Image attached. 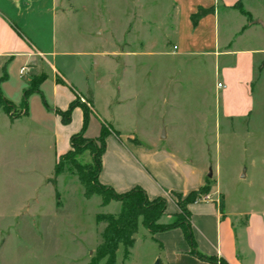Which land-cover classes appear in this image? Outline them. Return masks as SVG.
Here are the masks:
<instances>
[{"label": "rangeland", "instance_id": "rangeland-1", "mask_svg": "<svg viewBox=\"0 0 264 264\" xmlns=\"http://www.w3.org/2000/svg\"><path fill=\"white\" fill-rule=\"evenodd\" d=\"M251 1L250 18L264 17V0ZM61 3L66 18L51 26L49 14L34 10V20L24 30L41 50L50 52L39 60L47 76L43 96L29 97L25 104L19 96L20 103L13 102L6 113L0 109V264H104L95 261L103 229L95 217L120 210L118 202L101 206L99 196L84 194L77 173L91 166L86 142L63 161L62 174L53 176L65 138L80 132L82 116L73 110L70 123L63 125L52 114L48 63L61 66L76 87L89 84L94 110L116 133L105 139L107 155L114 150L107 140L111 136L127 151H165L204 169L206 178L212 172L210 183L222 192L226 205L246 210L264 198V70L256 69L252 91L245 95L250 116L231 121L223 118L224 90L216 88L222 73L213 58L178 61L166 55L177 36L179 0ZM224 17L218 16L221 38L229 32ZM229 23L232 29L235 21ZM258 43L264 46L263 40ZM22 110L26 115L18 118ZM100 126L90 114L84 137L98 138ZM173 193L164 190L160 198L176 204ZM170 221L165 215L159 223ZM134 239L127 259L118 246L115 264H165L156 235L139 224Z\"/></svg>", "mask_w": 264, "mask_h": 264}, {"label": "crops", "instance_id": "crops-1", "mask_svg": "<svg viewBox=\"0 0 264 264\" xmlns=\"http://www.w3.org/2000/svg\"><path fill=\"white\" fill-rule=\"evenodd\" d=\"M179 1L177 36L166 55L178 61L195 56L213 58L214 64L221 68L222 73V82L217 83L222 87L218 88L216 84V88L224 90L223 118L231 121L248 118L250 107L246 103L245 95L252 91L256 69L259 73L264 70V46H259L258 43L259 40L264 42V30L250 23L256 20L264 22V17L256 15L250 18L253 14L251 0ZM183 4L187 5L188 9ZM198 8H213V13L201 18L193 27L190 16L196 13ZM240 8L248 17L240 13ZM34 10L49 14L51 26L52 23L55 26L57 20L62 17L66 18L61 0H0V76L3 71L6 74L5 80L0 84V91L12 105L13 102H19V96L23 97L34 76L42 73L45 80L37 91L29 95L33 99L34 96H43L42 85L47 80V76L39 68V60H44V55L50 52L41 50L38 42L29 39L24 33L28 23L34 20ZM75 11L71 8V12ZM220 13H224L229 30L222 38L219 37L218 31ZM231 21H235L232 29L229 23ZM256 58L261 61L257 66ZM48 64L52 70L50 101L54 108L51 112L58 122H61V118L56 111L67 110L76 99L70 88L73 87L83 97L89 92L92 94V114L99 122L107 123L104 117L94 110V93L89 84L78 88L61 70V66L57 68L54 63ZM21 68L25 69L23 75L19 73ZM28 75L30 78L23 81ZM239 93L244 96L240 98ZM173 106L177 107L175 104ZM169 108L174 109L172 106ZM23 111L18 118L26 115ZM76 112L81 113L83 120L81 109L75 108L73 114ZM70 137L71 135L66 136L65 146L59 151L58 158L69 150V144L66 143ZM107 140L113 143L114 150L112 155H107L105 149L98 181L117 193L140 187L149 200H154L164 196V190L187 195L203 187L207 179L212 182V172L211 178H206L204 169L195 167L184 158L165 151L130 152L118 145L114 137L109 136ZM207 195L209 200L187 206L197 250L205 256L217 257L227 264H264V198L251 202L248 209L240 210L226 205L222 192L217 186H213V183H210ZM177 211L176 204L168 200L166 215L170 216ZM154 235L161 242L165 264H210L196 259L189 253V246L180 229Z\"/></svg>", "mask_w": 264, "mask_h": 264}, {"label": "trees", "instance_id": "trees-1", "mask_svg": "<svg viewBox=\"0 0 264 264\" xmlns=\"http://www.w3.org/2000/svg\"><path fill=\"white\" fill-rule=\"evenodd\" d=\"M243 16L248 17L243 10L239 9ZM213 8L204 9L198 8L196 13L190 16V21L193 27H195L198 21L206 15L212 14ZM6 74L3 71L0 76V84L5 80ZM45 80V76L42 75L38 82L31 85L36 86L35 90L30 88L23 93V103L25 104L29 95L37 91L40 84ZM60 83H63L59 80ZM75 93V101L72 102L67 110L56 111L60 116L63 125H67L71 120V113L75 108H80L83 114L82 127L80 132L72 135L69 138L70 149L58 158L57 165L54 168L53 176L58 177L62 174V163L64 160L70 158L78 145L82 142H86L90 149L91 166H88L86 171H78L77 176L80 184L84 188V194L89 197L97 195L101 198V206H106L111 202H118L120 204V210L117 215L111 214H98L96 218L97 224H103V229L100 233V243L96 249V262L105 261L104 264H115V256L118 246L121 245L124 250V259H127L130 254V250L135 244L134 236L138 230L139 224L143 226L151 235L156 233L166 232L173 229H180L183 233L185 241L189 246V253L196 259L210 263V264H227L225 261L213 256H205L201 254L195 244L191 230L190 213L187 206L193 203H198L200 199L207 195L210 191V179H207V183L198 189L192 191L183 197V194L173 193V196L177 198L176 206L178 211L170 215L171 221L169 223H159L160 219L166 215V201L163 198H156L149 200L145 192L140 187H135L125 193H117L109 187L101 185L98 181V175L102 168V156L105 152V139L110 134H115L114 131L109 130L105 122H100V135L94 140H89L84 137V132L87 127L88 117L92 114V94L89 92L86 97H83L77 91L70 87ZM80 96L84 102L89 105L80 103L77 101V97ZM11 102L6 100L0 91V109L6 111V107H10ZM6 113V112H5ZM92 146H97V150ZM55 185V181H53ZM57 196V194H56Z\"/></svg>", "mask_w": 264, "mask_h": 264}, {"label": "built area", "instance_id": "built-area-1", "mask_svg": "<svg viewBox=\"0 0 264 264\" xmlns=\"http://www.w3.org/2000/svg\"><path fill=\"white\" fill-rule=\"evenodd\" d=\"M174 49H175V48H174ZM24 71H25V69H24V68H21L20 71H19L20 75H23V74H24ZM217 87H218V88H221L222 85L217 84ZM81 101H82L83 103H85L83 99H82ZM205 200H209V196H208V195H205V196L202 198L201 201H205Z\"/></svg>", "mask_w": 264, "mask_h": 264}, {"label": "water", "instance_id": "water-1", "mask_svg": "<svg viewBox=\"0 0 264 264\" xmlns=\"http://www.w3.org/2000/svg\"><path fill=\"white\" fill-rule=\"evenodd\" d=\"M250 24L257 25L264 30V22L263 21L256 20V21L251 22ZM163 137H164V135H163ZM211 176H212V173H209L208 178H211Z\"/></svg>", "mask_w": 264, "mask_h": 264}]
</instances>
